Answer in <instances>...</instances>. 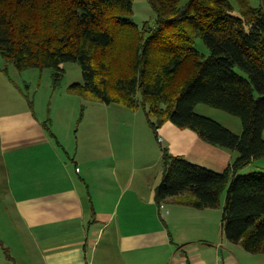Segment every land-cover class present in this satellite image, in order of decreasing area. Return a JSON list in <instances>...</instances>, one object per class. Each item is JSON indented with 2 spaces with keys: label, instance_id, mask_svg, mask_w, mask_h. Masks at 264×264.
Instances as JSON below:
<instances>
[{
  "label": "trees",
  "instance_id": "obj_1",
  "mask_svg": "<svg viewBox=\"0 0 264 264\" xmlns=\"http://www.w3.org/2000/svg\"><path fill=\"white\" fill-rule=\"evenodd\" d=\"M148 1L155 20L139 27L130 19L132 0H0V53L21 71L52 68L54 86L62 64L75 61L82 80L68 91L83 102L143 107L155 137L171 121L236 151L218 171L164 147L155 198L222 207L227 240L264 253V172H239L264 156V0L256 7L234 0L238 15L232 0ZM197 38L209 54L195 47ZM201 102L239 116L241 133L196 112Z\"/></svg>",
  "mask_w": 264,
  "mask_h": 264
},
{
  "label": "crops",
  "instance_id": "obj_2",
  "mask_svg": "<svg viewBox=\"0 0 264 264\" xmlns=\"http://www.w3.org/2000/svg\"><path fill=\"white\" fill-rule=\"evenodd\" d=\"M44 122L15 120V110L0 114V243L5 247L9 235L18 241L15 257L1 252L0 264H264V253L227 240L222 207L197 209L172 198L158 203L159 175L148 191V182L135 184L132 163L146 169L147 152L137 153L131 138L98 156L89 146L97 137L85 135L69 152L71 144L54 130L51 136ZM156 138L172 154L218 171L235 155L171 121ZM117 158L130 168L115 164Z\"/></svg>",
  "mask_w": 264,
  "mask_h": 264
},
{
  "label": "rangeland",
  "instance_id": "obj_3",
  "mask_svg": "<svg viewBox=\"0 0 264 264\" xmlns=\"http://www.w3.org/2000/svg\"><path fill=\"white\" fill-rule=\"evenodd\" d=\"M186 1L182 0V3ZM232 1L236 8L233 14L238 15V6L234 0ZM249 2L256 7L260 5L261 0H249ZM132 8L133 11L130 19L139 27L145 21H149L150 23L154 22L155 12L148 0H132ZM195 47L205 55L209 54L207 46L200 38L195 40ZM62 67L64 69L62 77L58 85L54 86V70L52 68L40 69L31 67L21 71L13 62L6 60L0 53V114L11 113L15 110V120L29 118L33 122L35 120L38 122L47 121L51 130L56 131L60 136L59 138L62 143L71 144L70 147H66L69 152L73 151L77 141L81 145L80 137L85 135H94V137H97V139H90L89 146L96 147L92 149L91 155L100 153L98 156L112 149L118 151L116 148L118 140L131 138L127 141L130 142L129 145L131 147L135 146L137 153L143 150L147 152V159L145 160L147 167L146 169H139L138 160L135 159V164L132 163L135 171L130 177L134 179L135 184H137L138 180H141L142 183L143 181L148 182L147 191L148 185L149 187L153 185L157 175H159L157 183H160L162 179L161 174H159L162 168L160 155L164 147L155 137L152 130L149 129L143 107L132 110L116 103L108 104L96 100H85L83 102L85 105L84 114L82 115L83 119L81 118L84 125H80L79 119H77L80 99L73 93H69L68 87L72 83L82 80V69L75 61L65 62L62 64ZM236 71L242 75H246L244 71L238 68H236ZM30 102H32V107ZM194 109L196 112L222 123L236 133H241L243 129L239 116L231 114L221 108L201 102L196 104ZM125 112H128L130 115L127 116ZM34 118L36 119L34 120ZM76 120H78L77 125ZM135 132L138 133L137 137L133 136ZM111 140L114 141L115 148H109L112 144ZM167 150L169 151L168 148ZM59 152L61 156H64L62 150H59ZM234 152L235 158L237 152ZM156 160H158V163H156ZM116 162L117 164L121 163L123 168H130L131 166V164L127 163V160L117 158L115 164ZM99 167L104 166L99 165ZM117 167L122 168L118 165ZM86 169H88V166ZM239 172L244 174L264 172V156L254 159ZM102 181L105 182L104 177ZM79 182L82 183L81 181ZM82 187L86 189L85 186L82 185ZM225 197L226 192L221 197L223 204ZM10 237L11 235H9V238L2 239L5 247L0 243V254L2 252L3 257L9 261L10 259L7 258V253L9 252L15 257V243L18 242Z\"/></svg>",
  "mask_w": 264,
  "mask_h": 264
},
{
  "label": "built area",
  "instance_id": "obj_4",
  "mask_svg": "<svg viewBox=\"0 0 264 264\" xmlns=\"http://www.w3.org/2000/svg\"><path fill=\"white\" fill-rule=\"evenodd\" d=\"M86 264H90V263L87 262Z\"/></svg>",
  "mask_w": 264,
  "mask_h": 264
}]
</instances>
